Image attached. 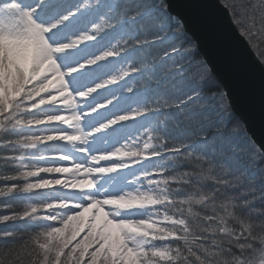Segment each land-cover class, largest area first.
I'll return each instance as SVG.
<instances>
[{
    "label": "snow or ice",
    "instance_id": "snow-or-ice-1",
    "mask_svg": "<svg viewBox=\"0 0 264 264\" xmlns=\"http://www.w3.org/2000/svg\"><path fill=\"white\" fill-rule=\"evenodd\" d=\"M221 6L259 55L264 0ZM197 51L167 0H0V264H264V146Z\"/></svg>",
    "mask_w": 264,
    "mask_h": 264
},
{
    "label": "water",
    "instance_id": "water-1",
    "mask_svg": "<svg viewBox=\"0 0 264 264\" xmlns=\"http://www.w3.org/2000/svg\"><path fill=\"white\" fill-rule=\"evenodd\" d=\"M198 43L215 82L226 91L235 118L257 145L264 146V66L239 34L220 0H167Z\"/></svg>",
    "mask_w": 264,
    "mask_h": 264
},
{
    "label": "rangeland",
    "instance_id": "rangeland-1",
    "mask_svg": "<svg viewBox=\"0 0 264 264\" xmlns=\"http://www.w3.org/2000/svg\"><path fill=\"white\" fill-rule=\"evenodd\" d=\"M221 2H223V0H220ZM251 47V46H250ZM252 48V47H251ZM252 50L255 52V54L257 55V57L259 58V60H261V58H264V48H261L260 50H259V55H258V52H257V50H254L253 48H252ZM197 55V54H196ZM197 57L198 58H200L198 55H197ZM227 103V102H226ZM242 131V130H241ZM241 135H242V138L244 137V136H247L246 135V133L243 131V132H241ZM248 137V136H247Z\"/></svg>",
    "mask_w": 264,
    "mask_h": 264
},
{
    "label": "trees",
    "instance_id": "trees-1",
    "mask_svg": "<svg viewBox=\"0 0 264 264\" xmlns=\"http://www.w3.org/2000/svg\"><path fill=\"white\" fill-rule=\"evenodd\" d=\"M221 90V89H220ZM236 119V118H235ZM240 127H241V132H243V128H242V126L240 125ZM4 227V225H0V228H3Z\"/></svg>",
    "mask_w": 264,
    "mask_h": 264
}]
</instances>
